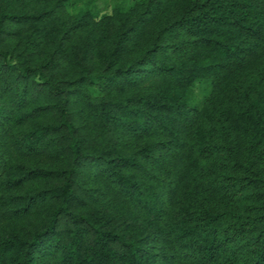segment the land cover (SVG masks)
I'll use <instances>...</instances> for the list:
<instances>
[{"label": "trees", "instance_id": "16d2710c", "mask_svg": "<svg viewBox=\"0 0 264 264\" xmlns=\"http://www.w3.org/2000/svg\"><path fill=\"white\" fill-rule=\"evenodd\" d=\"M69 1L0 0V264H264V0Z\"/></svg>", "mask_w": 264, "mask_h": 264}, {"label": "rangeland", "instance_id": "374dc122", "mask_svg": "<svg viewBox=\"0 0 264 264\" xmlns=\"http://www.w3.org/2000/svg\"><path fill=\"white\" fill-rule=\"evenodd\" d=\"M138 0H71L68 3H66L64 6L59 8L53 17L54 20H64L67 23L71 24L74 21L75 16L80 12V10L84 8H90L95 9L99 11V14L102 15H108L112 12V9L115 5H123V6H129L133 5ZM99 17H96L95 21L99 20ZM25 26L16 25L14 23H9L8 27L13 30L14 32H19V30L23 33L25 32V29L27 28ZM99 24L95 22V31H97ZM90 30V27H72L71 30L68 33V38L65 40V48L66 50H78L80 48L85 39L87 40L89 36H92ZM16 36H9L6 39L7 44H13L15 43ZM96 50V49H95ZM93 61L95 65V70H99L102 65V59L98 55V52L95 53L93 56ZM208 91V87L205 83H198L193 92V97L195 102H200L202 98L205 96V94ZM30 222V221H29Z\"/></svg>", "mask_w": 264, "mask_h": 264}]
</instances>
